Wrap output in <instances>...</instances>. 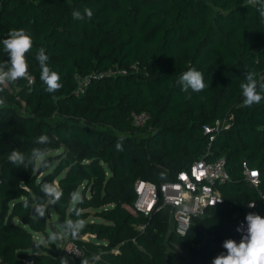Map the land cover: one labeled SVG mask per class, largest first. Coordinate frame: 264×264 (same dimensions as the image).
Segmentation results:
<instances>
[{
    "label": "trees",
    "instance_id": "1",
    "mask_svg": "<svg viewBox=\"0 0 264 264\" xmlns=\"http://www.w3.org/2000/svg\"><path fill=\"white\" fill-rule=\"evenodd\" d=\"M86 7L94 13L90 20L72 18L73 9ZM257 7L249 0H0V64L8 59L2 41L11 29H24L33 40L26 54L31 82L0 86V264H59L46 232L48 203L61 230L77 219L74 190L84 196L75 207L85 228L75 238L65 232L80 250L70 255L73 264L93 254L101 256L97 264H212L226 252L222 243L233 238L248 202L264 217V99L245 106L241 89L246 71L264 77V19ZM41 47L60 76L55 93L40 80ZM114 65L126 73L90 77L83 93H74V74ZM191 68L210 85L202 92H184L176 83ZM131 110L146 111L148 121L132 124ZM228 115L227 127L203 133L202 125ZM42 134L47 145L35 143ZM121 136L123 151H117ZM36 147L48 149V167L8 161L13 149L27 157ZM218 157L228 173L219 185L222 201L194 218L184 235L170 230L166 207L147 216L127 210L135 180L158 184L194 160ZM241 162L257 170L256 187L245 180ZM45 182L62 190L58 203L41 192ZM39 204L46 206L43 217ZM88 209L96 210L97 221L86 220ZM32 233L47 244L37 249ZM84 234L94 241L82 240Z\"/></svg>",
    "mask_w": 264,
    "mask_h": 264
},
{
    "label": "clouds",
    "instance_id": "2",
    "mask_svg": "<svg viewBox=\"0 0 264 264\" xmlns=\"http://www.w3.org/2000/svg\"><path fill=\"white\" fill-rule=\"evenodd\" d=\"M249 3H253V0H249ZM255 3L258 5L259 16L264 19V0H255ZM93 15L92 9L87 7L84 8L83 13L77 9L72 11L74 20L83 21L85 18L90 20ZM2 44L8 59L4 64H0V86L6 83H16L22 79H30L26 54L33 46L31 36L24 29H11L7 38L3 39ZM36 60L40 68V80L46 85L45 91L55 93L62 87V84L59 82V74L48 66L49 56L46 54L45 48L41 47L37 50ZM244 79L245 82L241 84L244 105L251 107L254 104H259L264 99V77L258 79L254 71H246ZM176 83L184 92H188L191 89L192 92L199 93L210 86L205 84L203 74L194 68L182 73ZM3 91V87H0V92ZM4 106L5 98H0V107ZM124 139L125 137L121 136L117 140L115 144L117 151H123ZM35 143L47 145L50 140L47 135L42 134L36 138ZM47 152V148L36 147L26 157L23 153L13 149L8 155V161L17 167L24 165L46 168L49 166V161L46 159ZM164 178V174H161V179ZM41 192L51 204L58 203L63 196L62 190L55 182L43 183ZM69 195L73 205L72 212L77 219H67L62 228L75 238L85 228V220L80 218L81 210L75 207V205L84 203V196L78 190L72 191ZM249 206L255 207V204L252 203ZM23 207L26 209L29 207L28 200L23 202ZM36 211L40 217H43L46 206L44 204L36 205ZM245 219L247 224L246 234L242 236L239 243L232 239L224 241L223 248L226 249V252L217 255L213 259L212 264H264V217L259 214L249 213ZM242 230L241 228L237 229V231ZM55 238V236H52L49 239ZM43 243L44 241L40 240L35 242L34 246L39 249ZM74 254L79 255V252L77 251ZM100 259V255L93 254L90 258H82L81 264H97ZM59 264H69L68 258L61 257Z\"/></svg>",
    "mask_w": 264,
    "mask_h": 264
},
{
    "label": "built area",
    "instance_id": "3",
    "mask_svg": "<svg viewBox=\"0 0 264 264\" xmlns=\"http://www.w3.org/2000/svg\"><path fill=\"white\" fill-rule=\"evenodd\" d=\"M125 73V68L114 65L85 75L74 74L73 79L76 83L74 93H83L90 77H114ZM28 82H31V79H28ZM128 117L132 124L139 126L148 121L149 114L143 110H131ZM229 119L230 115L215 120L212 126L202 125L203 133L207 134L227 127V120ZM224 164V157H218L212 161L197 159L188 164L186 168L176 172L171 180L155 184L148 180L137 179L133 183L134 198L132 204L126 206V208L132 214L140 213L147 216L161 207H166L169 211L170 230L176 235H184L194 218L205 216L210 207L221 203L222 197L219 192V185L228 179ZM241 169L245 180L256 187L259 183L257 170L249 168L245 162H241ZM260 197L264 200V194H261ZM252 203L248 202L245 205L244 216L236 218L234 222L232 240L237 243L246 234V215L255 213L253 207L249 206ZM138 227L142 228V226ZM238 228L243 230L237 231ZM60 248V251L65 254L77 256L74 254L77 251L80 254V250L71 240L66 241Z\"/></svg>",
    "mask_w": 264,
    "mask_h": 264
},
{
    "label": "rangeland",
    "instance_id": "4",
    "mask_svg": "<svg viewBox=\"0 0 264 264\" xmlns=\"http://www.w3.org/2000/svg\"><path fill=\"white\" fill-rule=\"evenodd\" d=\"M88 216L86 218V220L88 221H94V220H98L99 218L96 217L94 215V212L96 211L95 209H88ZM48 216L46 218V224L48 222H54L55 221V215L53 214L52 210H51V207H50V204L48 203ZM55 228L58 232H61L60 228L55 224ZM46 232L48 234V237H52V234L48 231L47 227H46ZM32 236L37 239L38 241L40 240H43L44 243L43 245H46V241L44 240L43 236L41 233H32ZM82 240H87V239H93V236L92 235H89V234H84V235H81L79 236ZM50 241H52V239H50ZM66 241H70V239H68V237L65 235V236H62L59 240V243H54V248L58 251L57 253L60 254L61 257H67L68 260H69V264H73V257H71L70 255H67L65 253H62V251H60V247L66 242ZM114 252H116V250H114ZM217 255H219V253L215 254L214 256L216 257Z\"/></svg>",
    "mask_w": 264,
    "mask_h": 264
},
{
    "label": "water",
    "instance_id": "5",
    "mask_svg": "<svg viewBox=\"0 0 264 264\" xmlns=\"http://www.w3.org/2000/svg\"><path fill=\"white\" fill-rule=\"evenodd\" d=\"M57 224V219H55L54 222H48L47 223V229L48 231L52 234V236H55V239H52L53 243H59V240L62 236H65V231L64 229H61V232H58L55 228L54 225Z\"/></svg>",
    "mask_w": 264,
    "mask_h": 264
}]
</instances>
